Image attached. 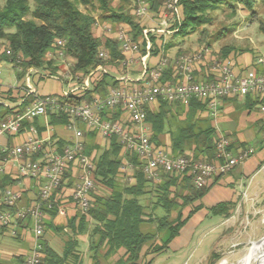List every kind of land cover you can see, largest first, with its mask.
<instances>
[{
	"label": "trees",
	"instance_id": "trees-1",
	"mask_svg": "<svg viewBox=\"0 0 264 264\" xmlns=\"http://www.w3.org/2000/svg\"><path fill=\"white\" fill-rule=\"evenodd\" d=\"M116 0H0V41L10 48L11 55L4 53L3 61L13 63L18 69V82H22L29 67L48 71L54 74L59 69L55 63L60 58H49V52H55L58 48L57 41L63 40L64 46L59 47L67 58L72 59L71 73L83 72L87 74L98 65L122 63L125 59L120 43L116 38L96 37L93 33L96 17L95 10L99 11L102 22L111 23L126 22L131 26V35L134 42L139 44L141 53H145L142 30L145 25L132 13L130 7L125 5L129 0H120L119 7L114 5ZM248 9L253 10L257 0H239ZM150 10L158 13L163 9L166 0H148ZM224 5H231L229 0H179L182 10V19L175 36L183 37L199 32V40L208 33L207 25L211 24L210 13L221 9ZM81 6L85 10L81 9ZM232 7V6H231ZM224 31L218 32V37L226 35ZM218 38V39H219ZM154 46L156 39L152 36ZM171 44H168L167 48ZM211 47V42H208ZM104 48L108 58H101L100 49ZM158 47V45H157ZM233 48L225 46L218 58H228ZM154 51V50H153ZM244 51V50H243ZM234 60V58L231 56ZM171 66L166 67L161 80L176 83L180 76L173 74ZM100 79L93 80V88L77 95L79 100H90L94 97H104L109 88L118 87L119 81L110 82L107 74L101 73ZM196 81H200L195 77ZM7 93H21L12 90ZM258 98V103H259ZM177 108L178 114L184 113L182 120H177L173 112ZM25 107H21L23 110ZM15 109V108H14ZM0 104V121L8 114L15 113ZM207 110L206 104L191 99L188 104L182 102L171 103L161 100L158 107L147 108V121L151 125V141L157 146L170 150L174 155H184L193 160L215 161L216 142L219 137L216 128L208 117L203 116ZM107 111L103 118L108 116ZM112 113L113 120L120 118L121 110ZM68 116L64 113L49 112L48 121L51 126H66ZM41 132L44 127L40 117L33 121L25 120L20 133L31 126ZM79 127L85 136V153L92 156L95 162L93 180L95 189L92 191L91 207L87 214H77L68 225L72 235L66 242L62 253L57 252L46 240H42V264H84V254L80 250L79 234L89 233L88 254L92 264H136L143 256L150 253H159L166 249L169 243L179 235L180 230L188 219L197 212L201 206H195L197 200L203 198L209 191L208 185L198 189L193 183L191 175L162 172L158 181L148 179L143 171L144 159L135 153L124 151L117 136L105 139L101 145L97 138L98 133L87 129L86 125L79 122ZM169 134L171 144L165 143V136ZM96 141L98 143H96ZM66 140H59V148L63 147ZM102 146V147H101ZM194 146V147H193ZM234 144L230 143V150H234ZM245 148V147H244ZM191 150L186 152V150ZM1 157V155H0ZM129 162L132 167L123 171L121 168ZM68 172L65 178L70 177ZM130 178L132 182H122ZM15 180L7 176L0 179V192L4 187ZM63 182L61 191L65 188ZM65 192V191H64ZM66 194V192H65ZM148 195V201L144 204L142 197ZM71 198V197H66ZM69 202V200L67 199ZM56 204L54 208H45L51 220L45 222V230L54 228L52 219L57 215ZM232 202H221L211 208V212L217 215L230 216L234 208ZM7 209L0 206V210ZM157 209L164 211L163 216H156L152 212ZM190 209L185 216L184 211ZM155 226V231L148 230L149 226ZM58 229V228H57ZM165 238L156 243L159 234ZM17 238L19 235L16 236ZM147 247L146 253L142 254ZM120 249L125 253L118 260L113 258ZM219 255L211 252L208 263L215 264ZM152 261L146 262L151 264ZM0 264H7L0 260Z\"/></svg>",
	"mask_w": 264,
	"mask_h": 264
},
{
	"label": "built area",
	"instance_id": "built-area-1",
	"mask_svg": "<svg viewBox=\"0 0 264 264\" xmlns=\"http://www.w3.org/2000/svg\"><path fill=\"white\" fill-rule=\"evenodd\" d=\"M132 13L137 20L151 16L148 0H134ZM157 19L156 28L145 26L142 30L145 53L140 57L142 70L139 78H134L126 73L118 80V87H111L104 97H94L90 100H79L77 95L93 88V80L103 73L107 67L98 65L87 74L71 73L72 59L67 58L59 47L64 46L63 40L57 41L58 48L49 52L48 57L60 58L55 63L65 69H58L56 73L29 67L23 81L16 86L3 84L0 89L20 92V100L16 106L9 105L0 99V104L14 109L15 113L8 114L0 121V136H18L25 120L33 121L40 117L46 120L47 129H51L48 121L49 112H60L68 116L66 128L72 134L71 141L59 148V142L51 141L50 137L39 135L35 126H31V135L19 145L0 148V153L6 154L4 162L13 161L17 164V173L20 177L33 178L39 185V197L29 206L19 207L18 203L23 198V192L8 188L0 192V206L7 209L0 210V231L11 236L18 235V226L21 222L31 220L35 241L32 249L26 255L24 264H42V237L45 233V222L48 214L56 204L57 214L66 216L68 201L66 194L59 191L65 175L77 170L79 181L71 197L74 208L80 214H87L92 201V191L95 189L93 174L95 162L92 156L85 153V136L79 127V122L86 125L87 129L94 130L104 139L117 136L127 153H135L144 159L143 171L148 179L158 181L162 172L189 174L193 178L196 188L207 186L212 178L226 174L235 166L244 162L253 152V147H240L230 150L231 141L226 136H219L216 142V159L209 162L193 160L184 155H174L170 150L157 146L151 141V125L147 121V108L161 100L171 103L188 102L196 98L206 104L207 111L213 117L219 114L220 104L223 99L232 96H245L254 94L258 96V108L264 119V73L248 70L244 74L235 73V62L232 58H218L208 46L174 58L176 74L180 76L176 83L161 80L165 66L170 62L166 54L167 36L176 33L181 22L179 0H166L163 9L153 15ZM98 25L96 20L95 26ZM158 44L161 62L150 66L147 59L154 50V41ZM117 40L122 52L139 51V44L134 42L124 28L117 30ZM11 55L0 41V64L4 61L2 55ZM99 55L107 59L108 53L102 47ZM262 60H259L261 63ZM204 65L208 68L210 78L206 81H196L194 71L197 66ZM38 80L58 78L67 81V87L59 95H43L32 82V77ZM21 107H25L21 110ZM121 110L120 118L113 120L112 113ZM108 113L103 118V113ZM132 167L129 162L122 166L123 171ZM4 165L0 164V172ZM17 208L16 210H13Z\"/></svg>",
	"mask_w": 264,
	"mask_h": 264
},
{
	"label": "crops",
	"instance_id": "crops-1",
	"mask_svg": "<svg viewBox=\"0 0 264 264\" xmlns=\"http://www.w3.org/2000/svg\"><path fill=\"white\" fill-rule=\"evenodd\" d=\"M154 14L155 12L151 11V16L141 20V22L145 26H149L152 29L156 28L157 19L153 17ZM95 17L98 21V25L94 26L93 33L99 39L103 40L106 37L116 38L117 30L119 27L124 28L131 35V26L128 23H111L108 21L102 22L99 17ZM180 17L182 18L181 8ZM174 34L169 35L166 38L167 43L165 49L166 54L170 58V62L167 66H165V68L169 66L174 68V58L178 55L183 54L184 50L191 49V46L186 49V47L176 45V43L173 41L174 37H176ZM168 44H171V46L167 48ZM157 45L154 46V51L147 59V63L150 66H156L161 62L162 55L159 53ZM201 47L203 46L199 44L197 45V47H195L194 50L189 51L194 52ZM140 49L141 48H139V51L134 52H123V54L125 55V59L122 63L109 64L108 66H105L108 70V72L105 74L108 75L110 82L119 81L118 78L126 73L132 75L134 78L140 77L142 70L140 57L143 55ZM173 49H176V51L172 54L171 51ZM229 56H232L234 58V69L235 73L237 74H244L248 70H254L258 73H264V53L257 52L255 54L252 51L248 50L242 52H236L232 50ZM259 60H262V62L259 63ZM3 63H9L12 65L17 78L18 69L13 65V63L6 61H4ZM59 69L64 70L65 68L60 65ZM174 72L175 69L173 70V74ZM194 76L200 81H206L210 78V73L206 66L201 65L197 66V68L195 69ZM48 79L58 81L61 84V90L59 92H45L42 93L43 95H59L63 93V91L67 87V81H62L58 78ZM97 79H100V76H98ZM37 81L42 82L44 80ZM118 84H121L120 81ZM0 99H3V101L7 102L9 105L16 106L20 100V96H18V94L16 93H7V90L3 88L0 89ZM157 107L158 103H154L151 105V108L153 109H156ZM203 116L208 117L211 121V124L216 128L218 135L226 136L234 144V147L240 148L251 146L254 148V152L244 162L235 166L228 173L217 175L212 178L208 184L209 191L207 192V194L194 203L195 206L200 205L201 208L188 219L187 223L180 230L179 235L169 243L166 249L159 253L147 254L143 256L141 261L137 262L136 264H146V262L149 261H152L151 264H154L155 258L160 253L164 251H170V249H172V256L174 257V259H183V264H190V261L193 259V264H204L209 260L211 252L219 255V253H217V250L215 249V243H217V240H223V242L231 243L233 240L238 239L236 238L239 237L237 233H235L234 235H231L230 233L233 231V228L235 227L236 222L241 215H243V218L247 219H253L258 214H263L264 216V119L258 108V96H255L254 94H248L245 96H232L225 98L220 104L219 114L216 117L210 115L207 110L203 113ZM41 121L44 129L41 132L38 131L39 135L43 137H50L51 141L59 142V140L64 139L66 140L67 144L71 141L72 134L67 130L66 126L60 125L54 127L50 125L51 129H47L45 124L46 120L44 118H41ZM256 128H258V132ZM260 134L262 135V138H258V135ZM30 135L31 133L29 132V129L25 128V130L18 136H0V148L19 145L24 142L25 139H27ZM165 139L166 144L170 146V135L166 134ZM97 141L102 145L105 144V139L101 136H98ZM0 155V164L4 165V171L0 172V179L7 176L8 178L15 180V182L6 185L3 191L8 188L17 191L20 190L23 192V198L18 203V206L24 207L31 205L39 197L38 182L33 178L20 177L17 173V164L13 161L4 162L6 154L0 153ZM78 181V172L77 170H75L70 174V177L66 179V185L64 188L66 197H71V194ZM67 199L69 200V203L66 216H60L57 214L52 219L55 227L46 229L42 237V240H46L53 248V242H56L57 245H59V251H57L55 248L54 249L59 253L63 252L66 242L69 240L70 235H72L71 229L69 228V226H67L68 222L77 214H80L74 208L72 197ZM221 202H232L235 205L231 210L230 216L217 215L211 212V208ZM16 209L17 208H14L13 210ZM186 210L187 211H184L185 216L188 214L190 209ZM239 210L240 212L238 213ZM200 213H202L201 218L199 220H196V223H194L193 221L196 215ZM210 215L221 217L223 219V221L220 223L221 230L219 231L218 237L214 242L210 253L208 255H205L204 253H202L201 255H196L195 253L193 257H184V255H181L183 249L187 246V244H189L190 238L197 233L203 222L211 217ZM50 220L51 217L50 215H48L46 222H49ZM260 222L263 223L262 220ZM17 231L19 239L27 237L29 234L33 235V241L28 251L25 253L15 254L13 256L15 264H24L26 255L32 249L35 241L31 220L21 222L18 226ZM61 233L64 234L63 237L60 236ZM88 234L89 233L87 232L78 235L80 239V250L84 254V264H92V259L88 254ZM222 238H224L225 240ZM235 243L239 244L237 242ZM146 251L147 247L143 249L142 254L146 253ZM124 253L125 250L120 249L118 254L114 256L113 262L122 257Z\"/></svg>",
	"mask_w": 264,
	"mask_h": 264
},
{
	"label": "rangeland",
	"instance_id": "rangeland-1",
	"mask_svg": "<svg viewBox=\"0 0 264 264\" xmlns=\"http://www.w3.org/2000/svg\"><path fill=\"white\" fill-rule=\"evenodd\" d=\"M133 1L134 0H129L125 3L128 9L129 7L131 9ZM229 2L231 5H224L221 9L210 13L212 22L207 25L208 33L203 37V42L200 41L201 39H198L199 32H195L184 37L181 34L174 37L173 41L176 45H181L182 47H186V49L191 46V49L184 50L183 54L193 52L189 50H194L199 44L202 46H208V42H211V50L215 54L221 53L222 48L225 46L233 48L232 50L236 52L248 50L255 54L257 52L264 53V0H257L253 10L248 9L245 4L239 0H229ZM122 3L124 2L116 0L114 5L119 7ZM31 4H34V0H31ZM81 9L85 10L83 6H81ZM93 15L99 17V11L95 10ZM224 28L229 29V32L225 31L226 35L219 38L217 36L218 32L224 31ZM175 51L176 49H173L171 53L173 54ZM37 80V77L33 75L32 82L36 85L40 93L59 92L61 90V84L56 80L44 79L42 82ZM0 81L3 84L12 86H16L18 84L14 68L11 64H1ZM173 112L178 115L176 117L177 120H182V118H184V113L182 112L181 114H178L177 108L173 107ZM256 130L258 132V128H256ZM258 138H262V135H258ZM96 143L98 142L96 141ZM188 151L191 150L187 149L186 152ZM122 179V182L124 183L132 182L130 178L125 179L122 177ZM141 201L146 204L148 201V195L142 197ZM147 212H152V210L149 209ZM239 212L240 210L238 213ZM152 213L156 216L164 215V211L162 209H157ZM201 214L202 213L196 215L193 221L194 223H196V220L201 218ZM210 216L211 217L209 219L203 222L197 233L190 238L189 244H187V246L183 249L181 255H184V257H193L195 253L196 255H201L202 253L208 255L210 253L213 244L218 237L219 231L221 230L220 223L223 221L221 217ZM260 219L263 223L260 222ZM148 230L155 231V226H149ZM235 233H237L239 237H236L238 239L233 240L231 243L223 242V240H217V243H215V249L220 255V258L215 264H238L239 261L248 254L252 243L264 237L263 214H258L253 219L243 218V215H241L230 234L234 235ZM63 235V233L60 234L61 237H63ZM160 237L162 239L165 238L164 234L160 233L156 243L161 241ZM32 241V234L19 239L11 236L7 232L2 233L0 231V260L6 262L7 264H15L13 256L18 253L27 252L32 244ZM235 242L239 244H236ZM53 246L57 251H59V245H57L56 242H53ZM154 262V264H183V259H174L172 256V249H170V251L160 253L155 258ZM193 263L194 259L190 261V264ZM204 264L209 263L207 261Z\"/></svg>",
	"mask_w": 264,
	"mask_h": 264
},
{
	"label": "bare ground",
	"instance_id": "bare-ground-1",
	"mask_svg": "<svg viewBox=\"0 0 264 264\" xmlns=\"http://www.w3.org/2000/svg\"><path fill=\"white\" fill-rule=\"evenodd\" d=\"M264 264V241L251 245L248 254L238 264Z\"/></svg>",
	"mask_w": 264,
	"mask_h": 264
},
{
	"label": "water",
	"instance_id": "water-1",
	"mask_svg": "<svg viewBox=\"0 0 264 264\" xmlns=\"http://www.w3.org/2000/svg\"><path fill=\"white\" fill-rule=\"evenodd\" d=\"M263 241H264V237L259 239V240H257V241H254L252 244L255 245V244L261 243Z\"/></svg>",
	"mask_w": 264,
	"mask_h": 264
}]
</instances>
